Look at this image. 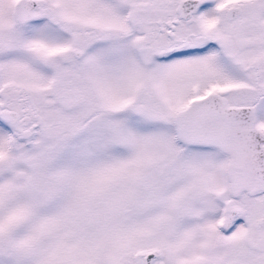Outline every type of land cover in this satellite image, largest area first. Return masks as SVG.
I'll use <instances>...</instances> for the list:
<instances>
[{
  "label": "snow or ice",
  "instance_id": "obj_1",
  "mask_svg": "<svg viewBox=\"0 0 264 264\" xmlns=\"http://www.w3.org/2000/svg\"><path fill=\"white\" fill-rule=\"evenodd\" d=\"M0 264H264V0H0Z\"/></svg>",
  "mask_w": 264,
  "mask_h": 264
}]
</instances>
